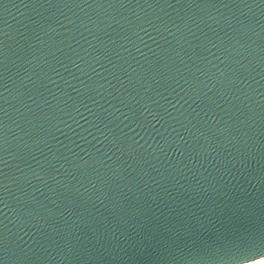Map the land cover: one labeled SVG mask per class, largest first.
I'll return each instance as SVG.
<instances>
[{
	"label": "water",
	"instance_id": "water-1",
	"mask_svg": "<svg viewBox=\"0 0 264 264\" xmlns=\"http://www.w3.org/2000/svg\"><path fill=\"white\" fill-rule=\"evenodd\" d=\"M264 258V0H0V264Z\"/></svg>",
	"mask_w": 264,
	"mask_h": 264
},
{
	"label": "bare ground",
	"instance_id": "bare-ground-1",
	"mask_svg": "<svg viewBox=\"0 0 264 264\" xmlns=\"http://www.w3.org/2000/svg\"><path fill=\"white\" fill-rule=\"evenodd\" d=\"M247 264H264V258L255 260V261L247 263Z\"/></svg>",
	"mask_w": 264,
	"mask_h": 264
}]
</instances>
